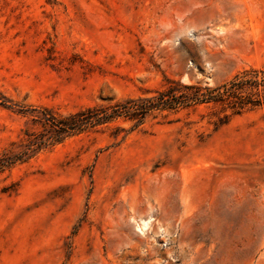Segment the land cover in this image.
I'll return each instance as SVG.
<instances>
[{"label": "rangeland", "instance_id": "374dc122", "mask_svg": "<svg viewBox=\"0 0 264 264\" xmlns=\"http://www.w3.org/2000/svg\"><path fill=\"white\" fill-rule=\"evenodd\" d=\"M263 68L264 0H0V152L35 110ZM231 114L118 118L0 172V264H264V105Z\"/></svg>", "mask_w": 264, "mask_h": 264}, {"label": "trees", "instance_id": "16d2710c", "mask_svg": "<svg viewBox=\"0 0 264 264\" xmlns=\"http://www.w3.org/2000/svg\"><path fill=\"white\" fill-rule=\"evenodd\" d=\"M167 83L164 90L156 91L151 97L127 99L112 106L86 107L66 116L48 108L35 110L31 122L40 130L25 129L23 144H11L9 149L0 152V172L16 163L26 162L47 146L118 118L133 122L134 128L156 110L172 111L211 103L219 104L222 112L231 109V115H238L264 105V68L244 71L215 87L183 85L174 80H167ZM227 119L228 116L223 115L218 120L224 124Z\"/></svg>", "mask_w": 264, "mask_h": 264}]
</instances>
